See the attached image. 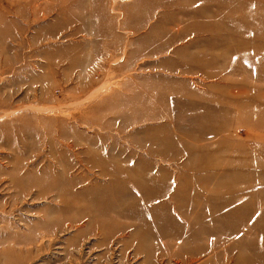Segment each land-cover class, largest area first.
Here are the masks:
<instances>
[{
	"label": "rangeland",
	"instance_id": "1",
	"mask_svg": "<svg viewBox=\"0 0 264 264\" xmlns=\"http://www.w3.org/2000/svg\"><path fill=\"white\" fill-rule=\"evenodd\" d=\"M0 264H264V0H0Z\"/></svg>",
	"mask_w": 264,
	"mask_h": 264
},
{
	"label": "crops",
	"instance_id": "2",
	"mask_svg": "<svg viewBox=\"0 0 264 264\" xmlns=\"http://www.w3.org/2000/svg\"><path fill=\"white\" fill-rule=\"evenodd\" d=\"M177 232H174V234H176Z\"/></svg>",
	"mask_w": 264,
	"mask_h": 264
}]
</instances>
